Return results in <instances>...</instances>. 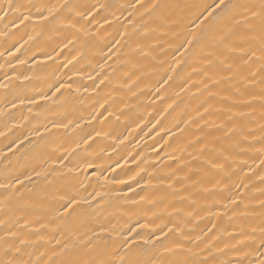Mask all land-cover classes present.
<instances>
[{
	"label": "snow or ice",
	"instance_id": "obj_1",
	"mask_svg": "<svg viewBox=\"0 0 264 264\" xmlns=\"http://www.w3.org/2000/svg\"><path fill=\"white\" fill-rule=\"evenodd\" d=\"M111 7L79 0H0V21H6V29L27 27L33 20L55 26L70 33L68 43H73L80 39L78 34L87 35L85 24L94 20L100 23L97 16ZM117 10L121 15L128 11L124 17L128 23L122 33L117 31L119 39L115 43L127 50L122 63L128 66L124 84L129 91L146 76L159 77L157 93L161 89L166 91L165 85L170 86L174 79L182 77L181 91L195 87L193 96L200 101L194 117L189 115L174 125L179 127L183 123L185 129L192 126L196 130L180 147L181 156L171 157L176 166L166 165L171 168L170 174L161 176L153 188V195L159 194V200L172 208L177 223L167 231L161 229L162 236L156 239L161 241L162 251H153L147 258L144 245L135 243L142 239L140 233H136L132 242L124 238L122 251H101L93 242L94 238H100L99 234L89 227L84 210V205L93 207L91 201L100 196L99 192L82 196L80 190L87 192V186L73 178L57 189L58 195L51 199L44 195L25 200L24 180L31 181L32 175H25L24 180L16 176L0 181L3 190L0 192L3 197L0 199V264H264V199H259L258 208L253 207L251 202L255 197L246 196L244 191L231 192L225 184L231 194L219 204L220 211H214L215 200L201 207H197L196 200L200 193L222 196L223 193L214 189L236 175L238 161L239 171L244 172L247 159L242 158L250 154L259 158L260 182L264 184V0H128ZM101 19L112 26L108 16ZM115 19L119 21L120 17ZM104 82V79L100 81ZM58 83L57 92L72 87ZM160 99H164L162 94ZM84 119L80 117L81 121ZM52 126L81 129L77 148L80 143L90 147L89 142L101 135L99 131L93 135L75 120L67 124L53 122ZM74 154V150L65 149L64 155L52 161L61 167H45L48 161L44 160L37 163L40 170L34 168L33 172L36 177L47 179L48 175L68 168L63 162ZM87 167L93 165L88 163ZM146 183L151 185V180ZM209 184L211 189L207 187ZM238 187L247 190L249 185L241 181ZM260 193L264 197V189ZM141 200L156 203L148 196H142ZM185 204L188 206L184 207ZM201 211L217 219L227 217L228 225L222 231L228 239L222 247L218 243L220 237L213 231L218 228L216 223L208 229L213 235L203 247L195 245L197 250H194L187 243L192 237L186 236L180 225L196 219ZM45 230L50 231L47 241ZM100 230L112 234L103 225ZM134 231L129 229L130 233ZM53 240L50 249L40 251L44 246L41 242L52 244ZM144 244L154 245V241L145 240ZM244 249L249 251L243 252L240 259H222L228 252ZM257 252L259 256L249 259Z\"/></svg>",
	"mask_w": 264,
	"mask_h": 264
},
{
	"label": "bare ground",
	"instance_id": "obj_2",
	"mask_svg": "<svg viewBox=\"0 0 264 264\" xmlns=\"http://www.w3.org/2000/svg\"><path fill=\"white\" fill-rule=\"evenodd\" d=\"M79 2L113 7L108 12L101 11L97 16L100 23L94 20L85 24L87 35L78 34L80 39L73 43H68L70 33L55 26H45L33 20L27 27L21 25L18 29H6V21H0V33H6L0 35V84L5 85L0 87V181L6 182L16 176L24 180L25 175L31 174L32 180H24L22 191L25 200H34L38 196L47 195L50 199L57 196V189L75 178L87 186V192L81 188L82 196L100 193L91 201L92 208L84 205L89 227L100 237L93 240L98 249L118 250L124 238L132 242L136 233H140L142 239L138 238L135 243L144 245L147 258L153 251H162L161 241L156 239L162 236L161 229L167 231L177 223L172 208L167 206V202L159 200V194L153 195V188L159 184L161 176L170 174L171 168L166 165L176 166L171 157L181 156L180 147L196 130L192 126L185 129L183 123L179 127L174 125L189 115L194 117L200 101L193 96L195 87H191L190 91H181L182 77L174 79L170 86L165 85L166 91L161 89L157 93L156 80L159 77L146 76L139 86L133 85L129 91L124 84L128 66L122 63L127 50L115 43L119 39L117 31L122 33L123 26L128 23L124 19L128 11L121 15L117 8L127 4L128 0ZM113 13L120 17L119 21ZM103 16L112 21L111 27L104 24ZM29 36L33 38L29 40ZM17 48L19 51H16ZM167 59L170 62V56ZM17 76L19 79H16ZM102 79L105 81L103 84L100 83ZM58 82L71 84L72 87L61 88L57 92ZM161 94L163 100L160 99ZM21 100H24L23 104ZM29 100L36 103H29ZM170 104L171 108L168 107ZM80 117L85 119L81 121ZM69 120L79 121L81 128H86L93 135L96 131L101 135L89 142L90 147L80 143L77 148L81 129L52 126L53 122L67 124ZM181 129L185 130L182 132ZM65 149L75 152L63 162L74 171L63 168L62 172L52 173L47 179L35 176L33 169L40 170L36 167L38 162L47 160L45 167H61L52 161L64 155ZM184 156L187 158L186 153ZM242 159H247L244 172L239 171L241 162L238 161L236 175L214 189L223 195L212 197L200 193L196 196L197 207L212 204L215 200L214 211L218 212L224 197L231 192L244 191L246 196L256 198L251 203L258 208L259 199H264L260 193L264 184L260 182L259 158L250 154ZM88 163L93 167L88 168ZM249 166L253 171L249 172ZM149 180L151 185L146 183ZM241 181L249 185L247 190L238 187ZM225 184L229 185L231 192L225 189ZM207 187L211 189L212 185ZM142 196H148L156 203L141 200ZM0 199L3 197L0 196ZM213 223L218 225L213 231L220 237L218 243L222 247L228 239L222 231L228 225L227 217L217 219L203 211L196 219L180 225L184 234L192 237L187 242L189 246L194 250H197L195 245L203 247L213 235L208 231ZM101 225L112 234L101 232ZM130 228L135 231L130 233ZM228 230L231 231V228ZM45 232L47 241L50 231ZM169 236L173 234L169 233ZM145 240L154 241V245H145ZM41 243L44 246L40 247V251H45L55 241L52 244ZM256 243H259L258 239ZM245 251L249 250L228 252L222 259H240ZM257 256L258 252L249 259Z\"/></svg>",
	"mask_w": 264,
	"mask_h": 264
}]
</instances>
